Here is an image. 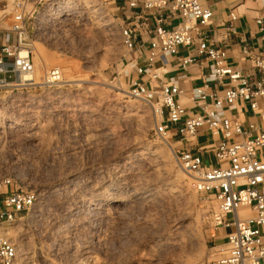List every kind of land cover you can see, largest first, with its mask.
Masks as SVG:
<instances>
[{
    "label": "rangeland",
    "instance_id": "obj_1",
    "mask_svg": "<svg viewBox=\"0 0 264 264\" xmlns=\"http://www.w3.org/2000/svg\"><path fill=\"white\" fill-rule=\"evenodd\" d=\"M14 1L0 0L1 31L11 27ZM68 1L27 6L28 30L39 32L36 77L58 66L63 82L0 92V179L38 194L8 226L16 264H208L224 243L213 237L217 203L196 193L176 159L178 145L156 135L154 108L130 96L119 13L94 0L105 11L95 24L80 3ZM131 110L140 121L127 116ZM155 145L170 154L164 164L134 158ZM165 184L180 196H166ZM101 186L127 201L98 197ZM141 192L158 201L138 199Z\"/></svg>",
    "mask_w": 264,
    "mask_h": 264
},
{
    "label": "built area",
    "instance_id": "obj_2",
    "mask_svg": "<svg viewBox=\"0 0 264 264\" xmlns=\"http://www.w3.org/2000/svg\"><path fill=\"white\" fill-rule=\"evenodd\" d=\"M114 1L104 0V4L115 6ZM202 1L123 0L116 12L124 11L120 37L130 55L129 94L154 108L156 135L181 144L175 156L191 177L192 187L217 203L214 231L221 228L227 234L208 264H264V47H244L242 62L250 63L248 69L230 64L225 50L198 37L213 18V11ZM27 6L28 0H15L10 29H0V92L63 82L58 66L44 71L41 80L36 77L39 32L35 26L28 30ZM237 19L232 12L230 23ZM256 23L264 32V17ZM182 48L193 52L180 57ZM156 63L183 70L210 64L202 85L186 96L194 111L180 101L184 92L177 83L150 69ZM203 131L211 144L199 146L196 138ZM14 183L11 177L0 179V264H16L17 248L8 226L38 199L35 191L14 189Z\"/></svg>",
    "mask_w": 264,
    "mask_h": 264
},
{
    "label": "crops",
    "instance_id": "obj_3",
    "mask_svg": "<svg viewBox=\"0 0 264 264\" xmlns=\"http://www.w3.org/2000/svg\"><path fill=\"white\" fill-rule=\"evenodd\" d=\"M202 4L213 11V18L208 25L201 28L198 37L205 38L213 46L225 50L227 53V61L230 64L237 68L248 69L247 67L250 63L245 65L242 62L244 47H251L258 50L264 47V32L259 31L256 23L257 18L264 17V0H203ZM114 5L116 10L117 8L123 7L124 2L123 0H115ZM232 12L238 15V19L234 23H230V14ZM118 13L119 19L124 21V11L120 10ZM138 39L140 41L141 37ZM144 40H147L146 36ZM190 52H193V49L190 51L182 48L180 49L179 56H185ZM208 66L210 67V64L205 63L202 67L197 65L183 70L177 66H164L161 63H156L150 69H156L161 72L166 81L177 83L184 92V96L181 97L180 101L189 111H194L192 103L186 96L191 93L193 88L202 85L203 75L209 72ZM212 86L217 88L216 84H212ZM200 135L209 134L205 131L199 133L196 138L199 146L211 144L210 136L209 141L202 144L200 142ZM176 139L178 140V138ZM193 150L196 151L197 148ZM205 159H208V161L211 160V154L206 155ZM226 234L227 231L220 228L216 233V243L223 241Z\"/></svg>",
    "mask_w": 264,
    "mask_h": 264
},
{
    "label": "bare ground",
    "instance_id": "obj_4",
    "mask_svg": "<svg viewBox=\"0 0 264 264\" xmlns=\"http://www.w3.org/2000/svg\"><path fill=\"white\" fill-rule=\"evenodd\" d=\"M78 3H80V7H81V9L80 10H82L83 12H85V13H87V14H89L91 17H92V19L95 21V24H99L100 22H99V20H101L102 19V21H103V18H105L104 16V12H103V7H100V4H98L97 2H95L94 0H76ZM101 21V22H102ZM105 21V20H104ZM93 24V23H92ZM101 24V23H100ZM112 25V23L111 22H109V21H107L103 26L104 27H109L110 28V26ZM111 31V30H110ZM36 61H38V60H36ZM38 64V63H37ZM47 70V69H46ZM97 82V81H96ZM100 91V90H99ZM108 94V93H107ZM98 95V94H97ZM101 95H103V94H101ZM106 95V94H105ZM87 98V97H86ZM98 99V98H97ZM108 104V103H107ZM140 110V109H139ZM118 111V110H117ZM132 111L133 112H136V113H133L132 114ZM137 112H138V110H136V111H134V110H131V112H130V114H128L127 116H129V117H138L137 118V120H139V119H141V117H139L138 116V114H137ZM124 115H125V113H124ZM126 116V115H125ZM128 119V118H127ZM140 121V120H139ZM33 140V139H32ZM138 140V139H137ZM134 142V141H133ZM156 146V145H155ZM161 147V146H160ZM160 147H159V145H157L156 147H150V146H145V147H141V148H139L138 149V151L136 152V154H135V156H134V158H144V159H152V158H155V161L157 160V159H159V161H161V162H163V164L165 163V162H167L169 159H170V154H169V152L167 151V150H163V149H160ZM169 148H170V146H169ZM168 148V149H169ZM172 148V147H171ZM149 161V160H148ZM166 167H167V165H166ZM164 169V168H163ZM166 169V168H165ZM160 170V169H159ZM159 174V173H158ZM117 176H118V178H122V173H117ZM185 176H186V174H185ZM176 177V176H175ZM184 177V176H183ZM124 178V177H123ZM179 183V182H178ZM100 185V184H99ZM176 185V184H175ZM58 187V186H57ZM62 187V186H61ZM131 187V186H130ZM143 188V187H142ZM175 188L176 187H174V185L173 184H165V188H164V190L166 191H164L165 192V194H166V196L167 195H169V196H174V197H176V196H178L179 195V193H181V192H178L179 190H175ZM105 190V191H104ZM112 190H115V188H113L112 186H110V187H108L107 186V188H104L103 186H101V187H99L98 189H97V191H98V197H100V196H114V198L117 200V201H127V199L128 198H125V197H122V196H119V195H117L116 193H111L112 192ZM63 191V190H62ZM151 192V191H150ZM150 192H149V195L148 196H145L146 195V193H145V195H143V193L141 192V194H139V195H141V196H139L138 197V199H140V200H143V199H148L149 201L150 200H152V201H158L157 200V198H156V196H155V194H150ZM156 192V191H155ZM158 195V194H157ZM137 196V195H136ZM180 196V195H179ZM162 198V197H161ZM123 203V202H122ZM158 203V202H157ZM103 215H104V213H103ZM94 261V260H93ZM97 261V260H96ZM95 261V262H96ZM96 264V263H95Z\"/></svg>",
    "mask_w": 264,
    "mask_h": 264
}]
</instances>
